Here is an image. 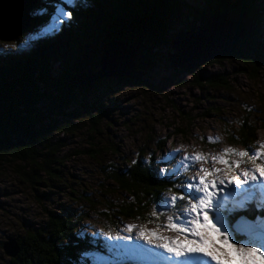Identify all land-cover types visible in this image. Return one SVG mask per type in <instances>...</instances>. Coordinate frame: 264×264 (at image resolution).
Masks as SVG:
<instances>
[{
  "label": "trees",
  "instance_id": "16d2710c",
  "mask_svg": "<svg viewBox=\"0 0 264 264\" xmlns=\"http://www.w3.org/2000/svg\"><path fill=\"white\" fill-rule=\"evenodd\" d=\"M199 1L196 7L188 0H39L31 12L30 27L18 41L11 42L16 50L0 55V132L7 141L21 137L27 143L25 147L0 146V166L12 160L24 163L25 171L19 174L32 184H41V175L53 178V165L59 163L52 159L61 150L60 144L51 141L55 131L74 133L73 123L83 121L82 112L88 116L89 130L101 133L100 126L107 118L103 105L98 101L77 103L75 99L96 85L82 92L70 82L74 76L99 70L101 56L110 42H128L140 55L132 76L119 81L125 86L146 87L149 84L142 80V74L155 68L158 49L173 46L181 32L198 30L218 13H246L251 34L233 55L215 62L238 60L256 76L264 69V0ZM65 11H71L72 16L65 17ZM194 83L202 89L230 87L223 75L196 74ZM256 125L251 117H244L237 133L227 132L228 140L241 148L257 147V133H264V110ZM163 146L164 142L160 148ZM145 159L128 164L124 172L115 169L109 176L127 196L117 207L123 219L149 222L162 195L180 192L178 180L162 178ZM249 162L253 166L262 163L259 159ZM48 214L46 227L29 231L27 239H16L20 253L13 260L15 264H103L100 256L95 259L76 253V249L92 245L109 255L117 252H108L109 241L76 238L79 222L72 216ZM242 216H247L258 230L264 229V208L257 207V202L231 216L233 229ZM235 235L244 242L249 240L236 232ZM76 239L78 246L73 243Z\"/></svg>",
  "mask_w": 264,
  "mask_h": 264
},
{
  "label": "rangeland",
  "instance_id": "374dc122",
  "mask_svg": "<svg viewBox=\"0 0 264 264\" xmlns=\"http://www.w3.org/2000/svg\"><path fill=\"white\" fill-rule=\"evenodd\" d=\"M188 2L196 7L200 3L199 0ZM14 44L0 41V55L15 51L17 46ZM173 51V46H163L156 51L155 68L142 74V80L148 82L149 86H125L118 79L111 78L96 84L86 95L75 96L77 103L100 102L107 118L100 126L101 133L89 130L88 116L82 112L83 121L73 123L76 126L74 133L55 131L51 141L60 144L61 150L52 158L59 162L53 165V178L43 174L44 183L32 184L19 174V171H25L26 164L12 160L13 163L0 166V264H15V259L4 251V244L9 239H27L30 232L46 227L49 212L67 214L79 222L76 238L86 236L109 241L106 244L108 252L117 251L109 255L90 245L76 249V253L95 259L100 256L103 264H174L166 259L167 253L162 249L137 239L138 229L129 234L125 225L135 224L138 228L157 230L161 235L182 243H187L192 237L164 229L166 216L151 217V223L119 217L117 207L127 200V196L109 176L115 169L124 172L128 164L142 158L153 164L160 175V168L173 169L184 155L191 157L202 154L207 157V162L199 161L191 165L183 175H172L169 181L178 180L179 185L195 176L201 167L223 169L224 165L214 163L212 157L220 155L225 148L237 152L249 151L252 155L264 143L263 132L257 133L258 146L251 149L234 146L228 140L227 132L237 133L238 124L244 117H251L252 123L257 126L264 110V69L261 68L254 76L253 71L240 61L220 59L191 72L174 70L168 59V54ZM196 74L223 75L229 80L230 87L199 88L194 83ZM78 92L76 89L75 93ZM177 132L179 134L174 136ZM210 137L214 140L218 138V142L210 143ZM162 142L164 146L160 148ZM170 153L177 154L174 159L165 162L164 158ZM223 158L244 161L236 173L252 167L248 156L241 158L230 155ZM230 189L236 192L235 186H230ZM167 196L170 194L162 195L159 202L162 203ZM221 199L225 203L221 215L234 232L230 224L231 216L246 209L230 211L234 208V202L241 199L239 195L226 192L221 194ZM183 203L178 202L177 208ZM159 211H166L169 215L179 214L177 209L161 208ZM209 215L211 217L213 214ZM260 232H264V229L256 232L255 237L249 236L246 245L252 246L248 243L250 239L259 243ZM109 233L113 237L131 235V239L108 240L105 234ZM73 243L78 246L80 242L76 239ZM209 264L213 262L209 261Z\"/></svg>",
  "mask_w": 264,
  "mask_h": 264
},
{
  "label": "snow or ice",
  "instance_id": "6c2138e0",
  "mask_svg": "<svg viewBox=\"0 0 264 264\" xmlns=\"http://www.w3.org/2000/svg\"><path fill=\"white\" fill-rule=\"evenodd\" d=\"M65 17L72 16L71 11L63 13ZM210 143L218 142V138H208ZM177 153H170L164 158L165 162L174 159ZM247 157L249 151L237 152L232 148H225L220 155L212 157L214 163L223 164L224 168L213 167L211 170L201 167L197 174L189 177L182 184L176 185L180 189L179 194L173 193L163 199V202L154 206L151 216L159 218L166 216L167 223L163 228L192 237L187 243L161 235L157 230H147L135 224L125 225V230L131 234L136 230L137 239L144 240L154 248L162 249L167 253L166 259L174 264H264V232H260L259 243L254 239L246 245L242 240L236 239L231 231L221 210L225 208L222 193L239 195L241 199L234 202V208L230 211L246 209L249 202L256 199L259 194L260 201H264V143L252 153L250 159L261 160L262 163L254 167H247L236 173L240 168L241 160L224 159L225 156ZM199 161L207 162V157L202 154L194 156L184 155L173 169L160 168L162 178L170 179L172 175H183L191 165ZM222 173V174H221ZM229 173H236L229 175ZM230 186H235L233 193ZM172 192V189H168ZM178 202H185L177 208ZM257 207L264 208V204L257 202ZM161 208L177 209L179 214L169 215ZM210 213L213 215L210 217ZM216 223H213V221ZM152 221L149 220V223ZM219 224V227H217ZM96 234L94 233V236ZM108 240L131 239V235L113 237L110 233L105 234ZM255 237V232L251 233Z\"/></svg>",
  "mask_w": 264,
  "mask_h": 264
},
{
  "label": "water",
  "instance_id": "95a60500",
  "mask_svg": "<svg viewBox=\"0 0 264 264\" xmlns=\"http://www.w3.org/2000/svg\"><path fill=\"white\" fill-rule=\"evenodd\" d=\"M39 0H0V41L11 43L20 39L30 27L32 10ZM251 21L246 13L234 16L228 13L216 14L198 30L181 32L173 42L174 51L168 54L174 70L193 71L219 58L233 55L239 44L251 34ZM140 55L128 42H110L100 59L96 72L74 76L70 86L85 92L101 81L116 78H130L136 69ZM23 139L7 141L0 132V146L25 147ZM246 217L239 219L234 231L240 236H251L257 232ZM4 251L15 259L20 247L15 239L4 244Z\"/></svg>",
  "mask_w": 264,
  "mask_h": 264
},
{
  "label": "bare ground",
  "instance_id": "6f19581e",
  "mask_svg": "<svg viewBox=\"0 0 264 264\" xmlns=\"http://www.w3.org/2000/svg\"><path fill=\"white\" fill-rule=\"evenodd\" d=\"M242 212H244V211H242ZM235 215V214H234ZM98 241V240H97ZM99 242V241H98Z\"/></svg>",
  "mask_w": 264,
  "mask_h": 264
}]
</instances>
